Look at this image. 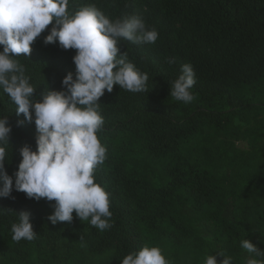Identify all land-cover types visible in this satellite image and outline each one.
<instances>
[{
  "label": "trees",
  "instance_id": "16d2710c",
  "mask_svg": "<svg viewBox=\"0 0 264 264\" xmlns=\"http://www.w3.org/2000/svg\"><path fill=\"white\" fill-rule=\"evenodd\" d=\"M88 4L113 20L141 15L158 31L155 43H118L148 74V91L114 85L99 100L107 152L94 176L109 193L112 226L101 231L75 212L52 224L54 201L13 188L0 197V264H121L145 245L170 264L220 261L221 251L245 264L243 239L264 249V0H70L69 10ZM48 29L18 57L36 98L62 90L68 72L75 78L76 50L45 44ZM185 63L196 73L189 103L170 95ZM0 112L12 125L5 169L14 177L20 147L36 148V126L2 91ZM21 210L31 213L32 241L12 239Z\"/></svg>",
  "mask_w": 264,
  "mask_h": 264
},
{
  "label": "clouds",
  "instance_id": "9594fccd",
  "mask_svg": "<svg viewBox=\"0 0 264 264\" xmlns=\"http://www.w3.org/2000/svg\"><path fill=\"white\" fill-rule=\"evenodd\" d=\"M70 0H0V91L16 106L17 115L34 121L36 148L29 144L19 149L21 160L14 177L5 169L12 125L0 112V197L7 198L13 188L28 198H45L54 209L52 224L71 222L73 213L82 221L103 231L111 228L109 193L95 181L94 170L106 159V147L97 133L104 124L100 97L114 85L130 92H147L149 76L131 62L118 43H155L158 31L146 25L141 15L110 19L95 4L69 10ZM54 21V22H53ZM51 24V28L48 26ZM44 43L75 49V78L68 72L62 90L49 89L34 96L36 86L18 57H28L32 44L45 30ZM169 64L175 59L169 58ZM196 83L191 63L181 66V74L171 83L170 95L177 101L191 102ZM31 213L18 212L11 225L12 239L32 241ZM249 254L245 264H264V249L249 239L241 241ZM218 261L208 255L204 264H233L222 251ZM121 264H170L158 246H143L124 256Z\"/></svg>",
  "mask_w": 264,
  "mask_h": 264
}]
</instances>
